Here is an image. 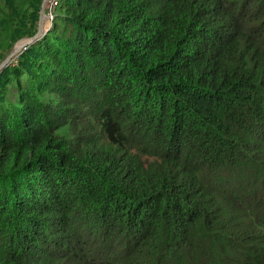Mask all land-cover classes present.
<instances>
[{
	"label": "trees",
	"instance_id": "trees-1",
	"mask_svg": "<svg viewBox=\"0 0 264 264\" xmlns=\"http://www.w3.org/2000/svg\"><path fill=\"white\" fill-rule=\"evenodd\" d=\"M0 264H264V0H59L0 70Z\"/></svg>",
	"mask_w": 264,
	"mask_h": 264
},
{
	"label": "water",
	"instance_id": "water-1",
	"mask_svg": "<svg viewBox=\"0 0 264 264\" xmlns=\"http://www.w3.org/2000/svg\"><path fill=\"white\" fill-rule=\"evenodd\" d=\"M45 3H46V0L44 1L43 5H42L41 14H43ZM40 23H41V21H40ZM45 33L46 32L42 29L41 25L39 24V28H38V31L35 34V36H33L32 38L26 39L25 43L23 44V47L21 49H18L17 47H15L13 49V51L10 53V55L0 64V70H2L5 66H7L9 63H11L19 51H21L22 49H26L27 46L36 42Z\"/></svg>",
	"mask_w": 264,
	"mask_h": 264
},
{
	"label": "built area",
	"instance_id": "built-area-1",
	"mask_svg": "<svg viewBox=\"0 0 264 264\" xmlns=\"http://www.w3.org/2000/svg\"><path fill=\"white\" fill-rule=\"evenodd\" d=\"M58 1L59 0H46L43 14H41L42 15L41 16V23H42L43 19H44L45 23H49L44 29L45 32H47L48 30H50L52 28L53 19H54V12H55V9L58 5ZM48 18L50 21H48Z\"/></svg>",
	"mask_w": 264,
	"mask_h": 264
},
{
	"label": "rangeland",
	"instance_id": "rangeland-1",
	"mask_svg": "<svg viewBox=\"0 0 264 264\" xmlns=\"http://www.w3.org/2000/svg\"><path fill=\"white\" fill-rule=\"evenodd\" d=\"M41 16L42 15H40V21H41ZM40 21H39V24L40 25H42V28H43V30H44V28L49 24V23H46V24H44V19H43V21H42V23H40ZM48 21H50L49 20V18H48ZM24 40H26V39H23V40H20L19 42H17V44L15 45V47H17L18 49H21L22 47H23V44H24ZM14 47V48H15ZM22 51V50H21ZM21 51H19L18 53H17V55H16V57H18V55L21 53Z\"/></svg>",
	"mask_w": 264,
	"mask_h": 264
},
{
	"label": "bare ground",
	"instance_id": "bare-ground-1",
	"mask_svg": "<svg viewBox=\"0 0 264 264\" xmlns=\"http://www.w3.org/2000/svg\"><path fill=\"white\" fill-rule=\"evenodd\" d=\"M44 23H45V21H43ZM46 24V23H45ZM41 27H42V25H41ZM43 29V28H42ZM45 29V28H44ZM25 41V40H24ZM25 43V42H24Z\"/></svg>",
	"mask_w": 264,
	"mask_h": 264
}]
</instances>
